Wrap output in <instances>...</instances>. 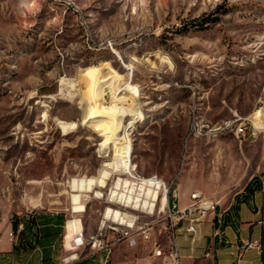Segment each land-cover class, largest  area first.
Segmentation results:
<instances>
[{"label": "rangeland", "instance_id": "1", "mask_svg": "<svg viewBox=\"0 0 264 264\" xmlns=\"http://www.w3.org/2000/svg\"><path fill=\"white\" fill-rule=\"evenodd\" d=\"M104 66L138 92L140 118L125 119L131 179L171 184L181 206L200 193L224 207L264 175V0H0V234L13 218L64 212L87 238L117 208L107 194L127 174L70 211L69 181L97 175L112 147L100 146L78 91L58 94L61 79L78 88L83 70ZM114 246L115 264L132 259L125 242Z\"/></svg>", "mask_w": 264, "mask_h": 264}, {"label": "crops", "instance_id": "2", "mask_svg": "<svg viewBox=\"0 0 264 264\" xmlns=\"http://www.w3.org/2000/svg\"><path fill=\"white\" fill-rule=\"evenodd\" d=\"M71 220H67L64 212H41L17 218L13 228L10 221L0 234V264H115L113 256L118 246L98 250L71 245L68 240ZM263 226L264 175L249 179L224 207H215L199 227L194 243L191 244L189 238L179 237L180 262L264 264ZM80 228L82 231L81 223ZM214 231H218L220 237H214ZM246 239L258 240L260 252L249 249L238 255L234 244ZM127 247L132 259L124 264H157L160 261L151 258L148 246ZM217 253L223 257L218 259Z\"/></svg>", "mask_w": 264, "mask_h": 264}, {"label": "bare ground", "instance_id": "3", "mask_svg": "<svg viewBox=\"0 0 264 264\" xmlns=\"http://www.w3.org/2000/svg\"><path fill=\"white\" fill-rule=\"evenodd\" d=\"M132 61L136 60L132 59ZM162 61L169 64L166 55L162 56ZM118 79L119 75L107 66L98 71L83 70L78 88L72 82L63 78L59 82L58 94L64 96V98L72 99L76 95H72L71 92L78 91L77 108L87 117L95 112L91 121H94L97 131L104 132V138L100 142V146L103 149H107L109 146L112 147L111 159L101 163L97 175L72 178L69 181L70 211L76 214L84 212V205L81 202L82 193H92L95 198H100L103 196L101 190L106 188L107 181L111 176L115 173H122L127 174L130 180L119 176L115 177L107 194L108 202L116 200L115 204L119 205L121 203L122 209H111L109 207L104 209L101 221L112 220L130 223L132 215L125 211L126 209L145 212L146 214L152 212L159 182L151 179L148 182L149 185H142L131 179L133 177L131 174V155L127 128L132 121L125 122V119L127 117L140 118L139 109L135 104L138 92L136 86L130 83H126L121 87L115 86L114 81ZM64 89L67 90L66 94L62 93ZM54 96L52 93H47L41 95L40 98L52 99ZM45 117L46 114H43V118ZM57 123L63 132L68 128H74V124H66L62 121ZM123 209L124 211H122ZM70 231L71 234L68 240L71 241L72 245L76 234L82 232L78 219L71 220ZM157 264H160V261Z\"/></svg>", "mask_w": 264, "mask_h": 264}, {"label": "built area", "instance_id": "4", "mask_svg": "<svg viewBox=\"0 0 264 264\" xmlns=\"http://www.w3.org/2000/svg\"><path fill=\"white\" fill-rule=\"evenodd\" d=\"M151 179L159 182L151 213L146 214L126 209L125 211L132 215L130 223L112 220L100 221L96 233L87 238L83 232L78 233L72 245L76 247L88 246L90 249L98 250L108 249L120 242H125L129 247H136L139 244L141 247L148 245L149 255L153 260H160V264H181L179 237L189 238V242L194 243L199 227L213 213L215 204L200 193H190L187 203L181 206L178 202L177 189L172 188L171 184L157 179L156 176L136 177L133 180L137 184L149 185L148 182ZM120 204H115L118 209H122ZM141 213L156 217L159 227L156 228L153 224L140 221ZM107 232H112L116 236L113 241H108ZM220 235L218 231L213 233L214 237H220ZM234 246L238 255L249 249L258 252L261 250L258 240H240ZM230 254L233 255V252Z\"/></svg>", "mask_w": 264, "mask_h": 264}, {"label": "trees", "instance_id": "5", "mask_svg": "<svg viewBox=\"0 0 264 264\" xmlns=\"http://www.w3.org/2000/svg\"><path fill=\"white\" fill-rule=\"evenodd\" d=\"M201 24H202V22L201 23H192L191 25L193 26V27H195V29H201L202 27H201ZM17 224V219H12V221H11V226H12V228L14 227V225H16ZM263 230H264V226H263ZM263 234H264V231H263Z\"/></svg>", "mask_w": 264, "mask_h": 264}]
</instances>
